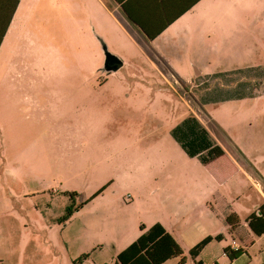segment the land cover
I'll return each instance as SVG.
<instances>
[{
    "label": "rangeland",
    "instance_id": "obj_1",
    "mask_svg": "<svg viewBox=\"0 0 264 264\" xmlns=\"http://www.w3.org/2000/svg\"><path fill=\"white\" fill-rule=\"evenodd\" d=\"M72 21L68 0L31 8L27 36L8 51V72L0 69V264H80L82 256L81 264H117L132 232L152 219L182 235L190 221L167 195L174 181L193 176L194 162L166 132L172 113L178 122L187 111L229 140L203 114V99L252 85L261 98L247 105L245 130L264 133V84L255 87L254 73L189 84L161 61L154 68L135 60L115 73L86 75L93 48L80 35L86 26ZM222 120L238 133L237 119ZM68 207L78 210L63 223ZM209 230L225 240L204 261L232 246L221 224Z\"/></svg>",
    "mask_w": 264,
    "mask_h": 264
},
{
    "label": "crops",
    "instance_id": "obj_2",
    "mask_svg": "<svg viewBox=\"0 0 264 264\" xmlns=\"http://www.w3.org/2000/svg\"><path fill=\"white\" fill-rule=\"evenodd\" d=\"M46 2L18 1L0 44L1 70L8 72L4 67L8 65L6 57L12 44L27 36L26 19L31 8L43 7ZM68 2L72 22L76 27L86 26L85 32L79 30L80 35L86 37L93 48L86 55V58L90 57L83 69L86 75L93 76L102 69L104 56L102 48L99 49L101 41L107 43L109 48L105 47L109 53L120 59L122 67L141 60L157 68L155 61L158 60L172 78L182 83L254 73L261 80L255 87L264 84V0ZM0 3L5 4L6 9V0H0ZM159 83L162 88L173 91L171 86L164 87L161 81ZM253 87L239 84L233 91L216 93L203 99V114L208 113L207 116L222 132L229 133V140L216 138L203 126L213 142L222 148L223 156L207 164L190 158L194 162L193 176L169 185L168 201L181 202L179 209L190 221L182 235L176 234L159 219H152L143 225L145 230L155 224L161 225L181 247L184 264H264V233L255 235L249 227V217H260L259 210L264 212V133H247L244 125L249 115L247 105L261 98ZM227 116L237 119L235 126L238 133L229 131L223 122L222 119L226 120ZM187 117V111L185 114L181 112L178 122H174V114H170L167 120L170 126H167L166 132L170 134ZM159 189L157 186L151 192ZM218 224L226 230L232 246H225L222 253L213 254V258L209 254L204 261L203 254L211 251L214 244L225 240L222 233L211 234L209 230ZM262 224L261 221H254L255 229L259 231ZM142 233L140 229L134 230L116 257ZM216 236L221 237L219 241L212 240L194 260L190 259L191 248L206 237ZM233 248L237 249L238 256L230 260L224 249ZM179 260L172 258L163 264H179Z\"/></svg>",
    "mask_w": 264,
    "mask_h": 264
},
{
    "label": "trees",
    "instance_id": "obj_3",
    "mask_svg": "<svg viewBox=\"0 0 264 264\" xmlns=\"http://www.w3.org/2000/svg\"><path fill=\"white\" fill-rule=\"evenodd\" d=\"M18 1L19 0H6V9L3 6L5 4L0 3V44L17 7ZM170 134L189 158H197L202 164L214 161L224 154L222 148L213 142L208 131L193 117H187L177 125ZM104 188L105 187L100 189L80 206L94 199L102 193ZM75 195L76 193L70 194L71 198ZM77 210L78 208L68 207L65 216L61 218V222L66 223ZM259 212H261L260 217L254 215L249 217V227L255 235L264 233V212H262V210H259ZM254 221H261L263 223L259 231L255 229ZM140 230L143 233L137 240L117 255V264H163L165 261L172 258H180L179 264L185 263L181 247L161 225L155 224L147 230H145L144 226H141ZM220 238V236L204 238L189 250L190 259L194 260L209 242L212 240L219 241ZM224 253L230 260L238 256L237 249L236 251L224 249ZM84 258L85 256H82V258L78 259V262L81 264V260Z\"/></svg>",
    "mask_w": 264,
    "mask_h": 264
},
{
    "label": "water",
    "instance_id": "obj_4",
    "mask_svg": "<svg viewBox=\"0 0 264 264\" xmlns=\"http://www.w3.org/2000/svg\"><path fill=\"white\" fill-rule=\"evenodd\" d=\"M102 52L104 56L103 66L101 71L107 74L114 73L122 67V62L116 56L107 51L105 45H102Z\"/></svg>",
    "mask_w": 264,
    "mask_h": 264
},
{
    "label": "built area",
    "instance_id": "obj_5",
    "mask_svg": "<svg viewBox=\"0 0 264 264\" xmlns=\"http://www.w3.org/2000/svg\"><path fill=\"white\" fill-rule=\"evenodd\" d=\"M236 248H233V250H235Z\"/></svg>",
    "mask_w": 264,
    "mask_h": 264
}]
</instances>
